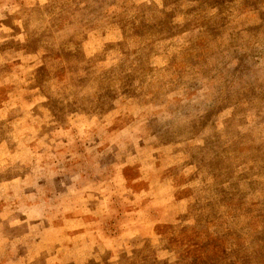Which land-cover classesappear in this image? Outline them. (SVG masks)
I'll use <instances>...</instances> for the list:
<instances>
[{
	"label": "rangeland",
	"instance_id": "1",
	"mask_svg": "<svg viewBox=\"0 0 264 264\" xmlns=\"http://www.w3.org/2000/svg\"><path fill=\"white\" fill-rule=\"evenodd\" d=\"M0 264H264V0H0Z\"/></svg>",
	"mask_w": 264,
	"mask_h": 264
}]
</instances>
